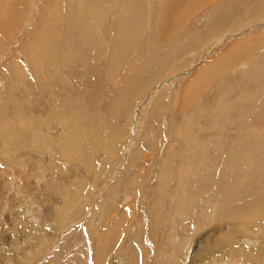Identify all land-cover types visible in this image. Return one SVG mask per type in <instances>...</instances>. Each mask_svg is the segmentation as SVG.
<instances>
[{
  "label": "rangeland",
  "instance_id": "rangeland-1",
  "mask_svg": "<svg viewBox=\"0 0 264 264\" xmlns=\"http://www.w3.org/2000/svg\"><path fill=\"white\" fill-rule=\"evenodd\" d=\"M73 1L0 0V264H200V241L226 234L220 195L201 184L229 148L264 141V0L194 3L162 42L168 0L134 2L127 37L123 0H109L98 53L68 25ZM220 8L232 23L182 50ZM189 159L203 168L192 185ZM246 226L217 256L251 248L264 262V217Z\"/></svg>",
  "mask_w": 264,
  "mask_h": 264
},
{
  "label": "bare ground",
  "instance_id": "bare-ground-1",
  "mask_svg": "<svg viewBox=\"0 0 264 264\" xmlns=\"http://www.w3.org/2000/svg\"><path fill=\"white\" fill-rule=\"evenodd\" d=\"M141 1L142 0H127L128 3L125 4L123 0L122 5H115V7H114V4H112L113 7L117 11L116 13L117 20L120 21L119 30L124 31L123 35L126 37L128 35H131L130 33V31H132L131 26L133 25V21L136 20V15L134 11L132 10V4L134 2L141 4L143 3V1L142 2ZM210 1H212V3L214 2L219 3L220 6L224 5V7L226 8L229 7V9L232 10L233 13H235L236 10L244 9L246 7V1L248 0H168V5L162 4L159 7L160 9L159 22L160 23L158 24V31H157L159 42L162 39L163 41H166L165 39L166 36L168 35L171 36L172 33H174L175 28L177 26L182 25V22H184L186 17H188L189 15L188 11L189 10L191 11L192 7L195 6L194 3L195 4L197 3L198 5V4H202V3L210 2ZM109 3H110L109 0H76V10H74V12L69 14V16L67 17L68 25L74 27V29L79 33V35L85 41V43H87V45L90 46V49L96 53H98L99 46L101 45L102 38H103L99 28H100V25H102L100 21L104 19V17H102L105 12L104 4L107 7ZM170 10L175 11L174 17H172L173 13L171 15L168 14ZM222 10H223L222 8L215 9L216 12L214 13L213 18L210 19L212 23L211 28L206 29L204 32H202L201 35H199V37L197 38V40H194L191 38L187 39V45L186 47H183L182 50L193 48L197 44V42H200L204 38H206L204 37L205 35L210 36L212 32L214 31L217 32L221 30L225 25L229 24L231 21L229 22L228 17L223 15L225 13L223 14L221 13ZM250 10L253 11L254 9L249 8V11ZM138 15H140V10H138ZM168 15L170 16L169 18L170 23H168L169 28L167 24H165V26L162 25V22H164V19L167 18L165 16H168ZM235 16L236 15H234L231 19H234ZM166 20L168 21V19ZM238 24H240V22H235L230 25L233 26V25H238ZM255 28H260V27L258 25V27H255ZM52 42H53V39H52ZM129 44H128V47H129ZM120 46L121 48L123 47L122 45ZM116 49L117 48L115 45L113 48V51L114 52L116 51L118 53ZM219 108H220V104H219ZM261 140L262 138L258 139V137H255V138H252V140L247 139L243 141V143L242 144L240 143L241 145L238 147L235 146V148H232V149L229 148V151H228L229 155L223 160L225 164L224 167H221L219 170L217 169L218 173L216 176H214V179L217 178L216 181L212 182L211 185L210 184L206 185L207 183L206 181H204L201 184V186L207 191H210L211 189H213L218 192L216 195H220V205L221 203H223L224 206L222 209H219L220 218H219V221H217V223H221V224L217 228L225 227L226 234L217 236L216 240H214V243L212 244L203 243V240L200 241L197 252L193 256H191L192 261L198 260L197 262H199L200 264H218L219 262H221V257H225L224 258L225 261L227 260V262L229 263L230 261H233L232 264H242V263L244 264V262H246L245 261L246 258H247V261H249V263L256 261L257 252L252 253L250 251L251 248H249L248 250L245 249V251H243L241 249L239 250L238 247H236L238 249H236L235 247L234 248L232 247L231 249L226 251L221 256L220 255L217 256V255L220 253L221 249H223L224 245L228 244L229 242L228 240H226V236H232L233 234L237 232H241V234L243 235L250 236V234L246 232H242L243 229L241 230L240 224H243V226L246 228L247 227L246 224H248V217L249 215H251V213L257 215L259 218L264 217V199H262L264 198V195L263 196L255 195L254 193L255 188L253 187L254 184L252 183V181H254L253 177L257 179H260V177L262 179L264 178V141L262 142ZM190 159L188 160L186 164L180 165L179 173L181 175L182 173L185 172L184 174L185 179L187 180L188 184L192 185V182L195 180L192 178V174L199 175V173L203 171V168L201 167L198 168L199 163H197L196 161L190 160ZM213 167L214 165H212L211 168ZM218 167L220 166L218 165ZM205 172L208 173L206 170ZM247 172L249 175L246 178ZM259 172H260L259 174L260 177L258 175ZM213 173L214 175L216 174L215 172ZM260 182H264V179ZM188 190L190 191L189 185H188ZM238 200L240 201V205L238 204ZM244 240H248V239H244ZM261 252L262 251H260V254H262ZM263 261H264V256L262 255V262ZM227 262L226 264H229ZM170 264L172 263L170 262ZM261 264H264V262Z\"/></svg>",
  "mask_w": 264,
  "mask_h": 264
}]
</instances>
